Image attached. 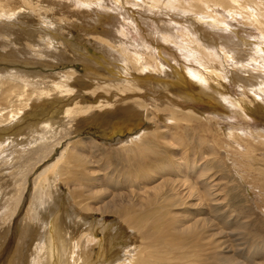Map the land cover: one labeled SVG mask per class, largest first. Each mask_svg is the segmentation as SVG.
<instances>
[{"label": "bare ground", "instance_id": "obj_1", "mask_svg": "<svg viewBox=\"0 0 264 264\" xmlns=\"http://www.w3.org/2000/svg\"><path fill=\"white\" fill-rule=\"evenodd\" d=\"M13 21L23 30L0 42L73 64L54 83L58 93L80 96L77 111L65 112L70 121L120 134L40 142L21 155L22 167L2 165L0 188L10 189L30 161L40 163L30 230L7 264H238L216 217L223 201L242 197L233 198L241 182L264 210V0H0V22ZM17 76L0 78V105L11 113L30 96L27 78ZM190 77L204 83L202 92ZM209 79L226 96L211 89L205 97ZM169 91L214 116L184 109ZM220 100L230 109L210 102ZM13 208L0 206L4 237L20 226Z\"/></svg>", "mask_w": 264, "mask_h": 264}, {"label": "rangeland", "instance_id": "obj_2", "mask_svg": "<svg viewBox=\"0 0 264 264\" xmlns=\"http://www.w3.org/2000/svg\"><path fill=\"white\" fill-rule=\"evenodd\" d=\"M5 24L0 22V31H1L0 38L1 37L6 38V35L11 36L8 34L12 33L13 35V32L16 34V31L19 32L20 30L21 31L23 30L14 21L12 22L11 25L8 22H6ZM11 26L13 27L16 26L15 27L16 29ZM139 26L142 27L141 25ZM6 27L10 29H7ZM142 28L144 29V27ZM11 42L13 43V41ZM0 43L2 44L0 46V78L1 77L7 78L9 77V75L17 76L19 74L22 77L23 75H25L23 77V78H27L26 79L27 87L25 90L27 91V95L28 96L30 95L27 99L25 98V100H22L21 106L26 104L25 107H21L19 109H12L13 113H11V109H8L11 106L10 104L5 103L6 104L5 105L3 103L2 105H0L1 110L6 108L4 109L3 112L1 110L0 111H1V114L3 113L5 115V118H7L6 122H4L5 118L2 119V116L0 118V143H3L4 144L3 148H5L4 151H0V168L5 162H7L6 164H10L14 169L22 167V165L26 163V160L28 157L26 158L21 157V155L23 154V156H27V151L28 153H30V151H33L31 149L32 148L34 149V147L36 148L38 147V145H41L39 144L40 142L45 143V141H50V142L56 143L55 140L53 139H56L58 142L59 140L60 141L61 140L70 141V139L77 140L78 139L77 137L83 138L85 136H92V137L100 136L99 138H103V139L117 138V137H114V138H111V137H113V134L117 135L120 133L116 132L113 134H109L108 130H104L105 131L104 132L101 129V124L96 123L99 126L93 125L95 124V121H91V122L85 121L82 124L81 123L76 124L77 121L74 120L71 122L70 119L72 118L70 116H67V113H65L67 111H70L71 109L72 110L75 109V111H77V108H74L73 103H76L75 101H78L79 99L78 97L80 96L76 97L74 96L75 94L73 93H69L70 95L73 94L72 96L68 94H66L67 96H64L65 94L62 95L58 93L57 91H55L54 88L56 87L54 83L56 82L55 84H57L61 82L63 79H65L64 78L65 73L70 71L71 68L69 67L70 65H73L70 62V60L68 61L67 59L63 57H59L57 54L55 55L50 54V55H45V56H43L44 54H41L39 58L38 54H36L37 57L36 56L34 57L35 54L33 55L31 53V55L29 56L27 54L25 55V53L18 50L17 48H16L17 50L14 49L15 46L5 45L4 42H0ZM162 44L163 43L160 42V45L159 44L158 45L163 46ZM164 46L168 47L170 50L175 52V50L173 49V46H170V45H164ZM15 51H18V52H15ZM179 60L181 63L180 65H182L183 68L185 69L186 68L185 65H187V63L181 59ZM199 70L200 72L202 71V69H198V71ZM27 74L29 77L27 76ZM21 76L20 78H22ZM161 77L165 79L163 76ZM165 77H166L165 79L166 81H170L168 76H165ZM1 80H4V79L1 78ZM188 80L193 84V86H195V84H197L198 82L192 77H190V79L188 78ZM211 80L212 79H209V83H211L210 85L211 87L208 89V85L206 86L207 87L206 89L208 92L206 91L202 94L205 95L206 93L205 97H207V94H209V91H211L212 89L211 92L216 93V95L213 93L214 96H218V95L226 96L224 95L226 94L225 93L226 89L222 87L220 83L217 82L216 79H215V83L214 82L212 83ZM221 81L222 83L224 82V85H226V87L228 88L227 81H225V79L224 80L221 79ZM199 82H198L199 84L198 87L200 89H198V91L202 92V88H204L205 85L204 83L200 82L201 84H203L201 85ZM217 87H218V91L220 93L222 92L221 94H219V92L217 91ZM221 88H222V91H221ZM22 90L23 89H19L18 91L20 92L18 91L16 92L18 95V98H20L19 94L22 93ZM162 92H164V95L168 94V90L162 89ZM89 96L91 97V95ZM169 96L173 99V101H175V103L178 104L179 102V104H181V106L184 107V109L186 110L192 109V111H197L198 113L200 112V114H202L205 119H208V117H210L211 115L214 116L212 111L207 109L202 104H197L192 101L185 102L182 99H179L181 94L177 91L173 93L169 91ZM0 97H3V96L1 95ZM96 97L97 96H95V98ZM70 99L71 100L74 99V102L73 101L70 102ZM83 102H85V100H83ZM96 102H97V99H95V101L92 102L91 104L95 105L94 103ZM210 102L214 106L216 107L218 106L220 109H224L223 107L224 105L226 106L227 109L229 108L228 105L226 103L221 102V100L219 102L217 101H210ZM253 112H255V110H253ZM11 116H14L12 117L13 119L11 118ZM254 116L255 118H253ZM250 120L253 123L255 122L260 123L258 122L259 115H251ZM96 127L98 129H96ZM69 133L71 134L69 135ZM108 135L110 136L107 137ZM23 151H26V152H23ZM241 151H243V146H242ZM63 158H65V155L63 156ZM51 160H49L48 163H50ZM30 162H27V163H30L29 172L28 173L25 172V174L22 173L21 177L18 176L16 180L13 181L14 185L10 184V189H7V186L9 187V184L8 185L6 184L7 186L5 187L3 186V189L2 187L0 188L1 201L3 203L5 202V200L9 201L11 207L13 204V207H14L13 212L16 213V219H17V221L15 220V223L19 221V225H20L19 229L15 231L16 229L15 228L16 224H15L14 229H11L12 231L10 230L9 232H7V236L5 237L3 233L2 234L0 233V264H7L8 260L10 261L11 257L16 256V254L13 253V251L16 252L15 250L18 249V247H16L15 244L20 243L21 241L25 240L26 235L28 231L30 230V228L28 227L29 219H31L30 209L31 210L33 209L32 205H34V202L36 201L33 199L35 198L33 197L34 189L31 184V182L32 183L36 182L34 181L35 169L33 168H35L36 165L40 164L38 163L39 160L30 161ZM114 165L113 167H115ZM113 167L111 166L110 169L113 170L114 169ZM26 173H27V176L29 175L28 179L26 180L27 182L24 179V177L26 176ZM242 183L243 182H241L240 184L238 183V185H236L237 184L236 183L235 184L236 186L234 187L236 188L235 193L237 192V194L233 198H236V196L239 197L241 194H243L241 195L242 197L240 199L232 200V201L228 200L226 202L223 201L222 203L223 210L221 209L219 211L218 217H216V221L218 220L217 226L220 232L225 233L226 236L229 235L227 239L229 240V242L227 243L231 242V244H233L234 252L236 253L235 257L237 258L238 264H264V210L261 209L260 207H257L255 200L252 198V196L250 194H247L249 188L247 187V185L246 186L244 185L246 188H248L247 190H245L246 188L242 187L243 186ZM19 184L20 185L24 184V186L23 185L20 186ZM12 186L15 190L13 195L10 194V191H12L11 190ZM23 187H24L23 189L24 192H22V194L20 195L17 194V190ZM241 189L243 191H240ZM60 195L62 196V202H63V207H64L67 204L66 199H65L67 197V191L65 188L60 189ZM1 201H0V206L2 204ZM3 213L4 212L1 211L0 217L4 216ZM219 216H221L222 218H220ZM106 222H109L111 226L114 225V223L111 222L110 216L105 218L104 223ZM242 227H244L245 229ZM123 230L127 232L126 229H123ZM31 231H32V228H31ZM125 236L129 237V234L125 233L120 238L116 239V244L118 243L120 244L119 246H122L121 242H123V240H121V238L123 237L122 239H125Z\"/></svg>", "mask_w": 264, "mask_h": 264}]
</instances>
